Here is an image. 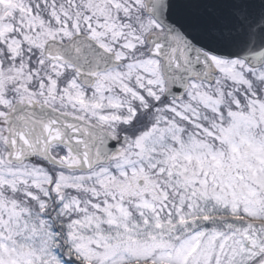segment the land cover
Masks as SVG:
<instances>
[{
    "label": "snow or ice",
    "instance_id": "obj_1",
    "mask_svg": "<svg viewBox=\"0 0 264 264\" xmlns=\"http://www.w3.org/2000/svg\"><path fill=\"white\" fill-rule=\"evenodd\" d=\"M0 264H264V0H0Z\"/></svg>",
    "mask_w": 264,
    "mask_h": 264
}]
</instances>
